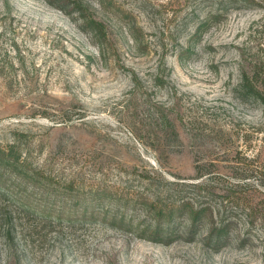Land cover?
Masks as SVG:
<instances>
[{
	"label": "rangeland",
	"instance_id": "374dc122",
	"mask_svg": "<svg viewBox=\"0 0 264 264\" xmlns=\"http://www.w3.org/2000/svg\"><path fill=\"white\" fill-rule=\"evenodd\" d=\"M256 2L0 0V264H264Z\"/></svg>",
	"mask_w": 264,
	"mask_h": 264
},
{
	"label": "trees",
	"instance_id": "16d2710c",
	"mask_svg": "<svg viewBox=\"0 0 264 264\" xmlns=\"http://www.w3.org/2000/svg\"><path fill=\"white\" fill-rule=\"evenodd\" d=\"M210 1H212V4H210V6H214L213 3H217L218 6H220L218 13H222L220 12L222 10L227 11L228 9H236V8L240 9V7L251 6L257 3L256 2L257 0H210ZM242 89H243V94L247 98H254L264 103V88L261 87L260 84H257V83H254V81H251V78L246 74L244 75ZM16 157L17 156L14 155V151L12 149L0 148V178L11 176L13 179H15L14 177H16L17 179L21 180V182H24L25 180L34 181L33 179H36L37 183L41 182L40 180L42 178L40 176L42 175L40 174H35V178H34V176H31L29 172H27L28 178H26L27 176L23 172V170L21 171L18 170L19 165L17 162L18 159ZM44 178H46L49 181L45 185L41 186V188L44 189L45 194L55 195V198L56 199L59 198L57 200L58 201L61 200L63 204L68 202L66 201L67 198L68 199L72 198L73 195L74 197L77 195L80 196L85 193V192H80L79 190L78 192H76V190L71 188V186H68L65 184L63 185L61 182H57L56 184H54L53 181L50 180L52 178L50 179L48 177H44ZM5 181L7 180L0 179V184L4 183L8 185L9 183ZM261 185L264 186V183H261ZM0 190H2V188H0ZM26 190L27 189L24 188L22 192L26 194Z\"/></svg>",
	"mask_w": 264,
	"mask_h": 264
}]
</instances>
